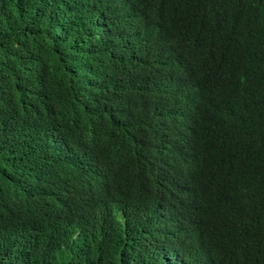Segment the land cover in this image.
I'll list each match as a JSON object with an SVG mask.
<instances>
[{
  "label": "trees",
  "instance_id": "obj_1",
  "mask_svg": "<svg viewBox=\"0 0 264 264\" xmlns=\"http://www.w3.org/2000/svg\"><path fill=\"white\" fill-rule=\"evenodd\" d=\"M0 264H264V0H0Z\"/></svg>",
  "mask_w": 264,
  "mask_h": 264
},
{
  "label": "bare ground",
  "instance_id": "obj_2",
  "mask_svg": "<svg viewBox=\"0 0 264 264\" xmlns=\"http://www.w3.org/2000/svg\"><path fill=\"white\" fill-rule=\"evenodd\" d=\"M55 137H57V138H59L60 140H62L60 137H58V136H55Z\"/></svg>",
  "mask_w": 264,
  "mask_h": 264
}]
</instances>
